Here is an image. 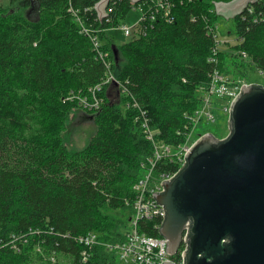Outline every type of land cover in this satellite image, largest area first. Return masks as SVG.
<instances>
[{"label":"trees","instance_id":"obj_1","mask_svg":"<svg viewBox=\"0 0 264 264\" xmlns=\"http://www.w3.org/2000/svg\"><path fill=\"white\" fill-rule=\"evenodd\" d=\"M98 1L0 3V264H119L105 245L89 248L81 238L97 231L103 242L123 238L115 226L127 222L107 212L132 209L134 186L154 147L125 94L114 101L106 85L96 92L98 110L81 105V96L93 101L92 90L109 71L146 111L157 139L172 145L183 141L185 112L200 106V89L216 70L232 79H247L249 66L264 73V0L234 18L238 52L216 49L218 0H171L174 20L159 15L145 31L136 30L117 46L118 60L107 31L96 50L69 9L95 30L117 26L142 2L118 0L101 21L92 9ZM33 10L37 19L29 16ZM79 106L97 130L84 148L70 150L63 132ZM177 169L165 158L158 166V172ZM155 222L142 229L161 235Z\"/></svg>","mask_w":264,"mask_h":264},{"label":"water","instance_id":"obj_2","mask_svg":"<svg viewBox=\"0 0 264 264\" xmlns=\"http://www.w3.org/2000/svg\"><path fill=\"white\" fill-rule=\"evenodd\" d=\"M257 1L214 5L218 15L234 19ZM109 2L95 5L101 21ZM229 128L226 138L208 133L196 140L185 166L156 196L166 210L160 233L169 254L178 252L189 227L185 264H264V86H243L231 104Z\"/></svg>","mask_w":264,"mask_h":264},{"label":"built area","instance_id":"obj_3","mask_svg":"<svg viewBox=\"0 0 264 264\" xmlns=\"http://www.w3.org/2000/svg\"><path fill=\"white\" fill-rule=\"evenodd\" d=\"M117 1L118 0H113L112 2L110 0L107 8V17H110L111 12L114 11ZM138 3L140 4L135 6L142 9V16L136 25L129 27L119 23L115 26L121 28L126 35H131L132 37L136 30L140 33L145 31V29L152 24L153 21L158 20L157 18L159 15L165 17L169 21L174 20V17L170 16V10L172 7L171 0H140ZM95 8L96 7H92V9ZM247 9L251 13L254 12V8L250 7V5ZM69 10L73 12L80 26V32L90 37L95 49L99 51L103 44L100 32L108 31L110 28L103 27L101 25L97 26L94 30L92 27L86 25L84 18L78 14V11L72 8ZM216 29L217 26L213 28L216 38V49L220 51L217 42ZM240 54L243 58H248V54L245 51L241 50ZM100 56L103 59L106 57L103 52L100 53ZM215 62H218V60L215 59ZM117 76L118 75L115 71H109L103 83L96 85L92 90L93 101H90L86 96H81L79 98L81 105L87 109L98 110L100 108L102 97H100L96 92L100 91L102 87L106 85H109L108 95L110 97L112 90L114 91L115 96H120L121 93L125 94L130 98V100L135 102L133 106L137 108V121L140 123L146 138L152 142L154 152L149 158H147V162L143 164L144 172L142 177L134 186L135 199L132 203V214L128 219V223H126V232L123 234L120 231L123 238L119 241L101 243L99 235L95 232H91L82 237L81 240L89 248H92L94 245L100 243L105 245L109 251L114 253L115 257H117L122 264H164L165 262L185 264V253L189 247V243L187 242L189 227H187L183 234V241L178 249V252L171 255L167 249L168 239L162 235L149 234L147 231L142 229V224L145 222L150 223L151 220H155V229L161 228L166 216V210L163 205L158 203L156 196L165 190L164 183L166 181H170L185 166L187 162V154L195 142L194 138L199 134L195 133L197 128L204 121L207 122L215 120L216 115L214 109L218 105L223 106L230 116L231 103L236 96L241 93L243 86L251 83H248L245 78L232 79L228 75L216 70L211 75V80L207 87L200 89V106L192 112H185L188 124L185 127V131H179V133L183 136V141L176 145H172L157 139V130L152 128L150 118L148 117L146 111L137 101H135L131 90H129V88L121 82ZM218 99L221 101L218 102ZM164 158L168 159L171 163L177 164L178 169L176 171L164 170L158 172V166ZM158 219L161 220V223L157 222ZM84 258L85 260L88 258L86 251L84 252Z\"/></svg>","mask_w":264,"mask_h":264},{"label":"rangeland","instance_id":"obj_4","mask_svg":"<svg viewBox=\"0 0 264 264\" xmlns=\"http://www.w3.org/2000/svg\"><path fill=\"white\" fill-rule=\"evenodd\" d=\"M220 1V0H218ZM225 1V0H224ZM9 0H0V3L10 5ZM31 18L37 19L36 11L33 10L30 15ZM142 16V9L138 6L133 7L130 12L127 14L126 18L121 21L122 25H127L129 27H133L140 20ZM216 22V34H217V42L220 50L226 51H236L238 52L235 45L237 43V35L235 30V20L234 19H226L223 16L218 15L215 19ZM107 33L112 37L116 46H120L127 41L130 40L131 35H126L121 28L113 27L108 29ZM248 76L247 81L251 84H258L264 86V73H262L259 69L249 66L247 70ZM111 98L116 101V96L114 91L112 90ZM119 102V101H117ZM232 102V101H231ZM232 104V103H231ZM214 109V107H213ZM216 118L213 121L203 122L195 132L198 134L194 139L198 140L205 134L212 133L217 138L223 139L226 138L230 133L229 128V113L223 108V106L218 105L215 109ZM68 127L63 132V138L65 144L68 146L70 150H78L84 148L96 133L97 127L94 121L93 116L86 110L84 107H76L74 108L68 116L67 120ZM144 172V171H143ZM107 214L109 217H116L118 222H127L132 214V209L128 210H108ZM124 234L127 230L125 223L119 224L115 226V229H119ZM101 236H105L103 232L97 231ZM95 232V233H97ZM97 233V234H98ZM98 234V235H99ZM108 240H110L108 238ZM101 243L106 240H100ZM100 243V244H101ZM119 264H122L118 260Z\"/></svg>","mask_w":264,"mask_h":264}]
</instances>
